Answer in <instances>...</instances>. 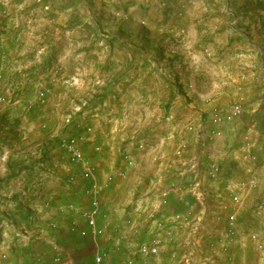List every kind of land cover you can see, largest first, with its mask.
Instances as JSON below:
<instances>
[{"label": "crops", "instance_id": "crops-1", "mask_svg": "<svg viewBox=\"0 0 264 264\" xmlns=\"http://www.w3.org/2000/svg\"><path fill=\"white\" fill-rule=\"evenodd\" d=\"M203 1L134 15L95 70L93 108L82 55L68 69L83 75L56 79L55 45L38 51L0 1V264H264V0ZM92 186L96 238L81 235Z\"/></svg>", "mask_w": 264, "mask_h": 264}, {"label": "rangeland", "instance_id": "rangeland-1", "mask_svg": "<svg viewBox=\"0 0 264 264\" xmlns=\"http://www.w3.org/2000/svg\"><path fill=\"white\" fill-rule=\"evenodd\" d=\"M0 1L5 4L7 9L11 10L14 21L31 24L30 27L33 31L32 29L26 31L25 28L24 37L32 41L35 36L36 41H33L32 45L37 46L36 49L38 51L45 49L43 47L45 44H48L47 41L55 45L56 50L53 55H48V60H50L49 64L51 67H54L52 73L57 72L56 79H61L64 75L66 77L72 74H76V76L83 75V70L76 64L70 67L71 70L68 69L70 66L69 62H71V60L68 62V59L74 58L79 53L82 55L83 59L81 60L86 62V65L82 64V66L85 68L87 82L84 85L86 93L81 96V100H84L86 106L93 108L98 105L99 97L98 84H95V82H98V76H94L95 70L99 72V68L104 64L105 57L111 54L109 46L111 48L112 46L109 45V42L112 39L114 40L117 34L123 35L126 33V27L132 22L134 15H143L148 11V8L154 9L162 7L166 10L167 8L173 9L176 6L181 7L184 5L197 7L201 0H188V3L186 0H179L183 3L173 2L174 0ZM205 2L206 0L203 1V3ZM135 7L137 9H134ZM15 13H18V15L15 16ZM19 15L22 18L19 19ZM79 18L82 22L86 23L84 32L73 30L74 26L72 24ZM92 33H95L96 36L93 37ZM80 40L83 43H80ZM69 43L71 47L66 46ZM77 43H80V45L78 46ZM70 86H74V84L68 85L67 87L70 88ZM69 91L71 89L65 92ZM67 96L68 98H72L70 95ZM63 101L64 99H59L60 103ZM89 116L88 114L87 117L89 118ZM64 135L66 137H62L63 141L69 138L68 135L70 134L64 132Z\"/></svg>", "mask_w": 264, "mask_h": 264}, {"label": "built area", "instance_id": "built-area-1", "mask_svg": "<svg viewBox=\"0 0 264 264\" xmlns=\"http://www.w3.org/2000/svg\"><path fill=\"white\" fill-rule=\"evenodd\" d=\"M57 72H55L56 74ZM5 100H2V102H4ZM240 115V110L239 108H235L232 112L228 113L224 119L226 120H230L233 117L239 116ZM216 122H220L219 118H215ZM70 121L67 120L66 124H69ZM92 129L91 128H86L85 133L86 134H91ZM83 141L82 138H77V137H69L67 139H65L61 144V146L63 147L66 155H67V160L69 162L70 165L72 166H76V165H84V169L83 172L81 174V179L82 180H90V178L93 176V172L92 169L86 165V163L84 162V158H83V154L82 151L79 148V144ZM95 151H98V148H95ZM127 160V157H125ZM130 162L128 161V164ZM220 173V167H213L212 171H211V177L217 176ZM110 180V179H109ZM76 178H74L73 176L69 178V182L67 183V185L69 186L70 184L74 185L76 184ZM99 187L98 186H92L89 187L87 189V191L85 192L86 197L89 199V204H90V209L87 212H84L83 214H81L82 217L85 218L86 220V225H87V233L86 232H82L81 235H89L92 238H96L100 235H102L103 230L99 229L96 225V220L98 219V217L101 216L100 214V206H99V201H98V195H99ZM12 207H14V204H11ZM54 229L57 228V226H53ZM142 253L146 254V253H150L152 255L156 254V249L155 248H146V249H142ZM1 260L6 261L8 260V256L5 254L1 255ZM96 262H98V257L96 258ZM1 263V262H0ZM54 264H60L61 263V259L59 257H55L53 260ZM126 264H133L132 261L127 262Z\"/></svg>", "mask_w": 264, "mask_h": 264}]
</instances>
